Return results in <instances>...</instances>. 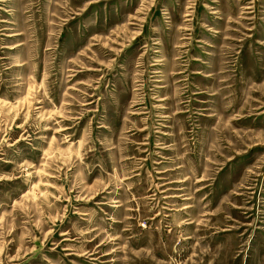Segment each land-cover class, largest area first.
<instances>
[{"label":"rangeland","instance_id":"374dc122","mask_svg":"<svg viewBox=\"0 0 264 264\" xmlns=\"http://www.w3.org/2000/svg\"><path fill=\"white\" fill-rule=\"evenodd\" d=\"M0 264H264V0H0Z\"/></svg>","mask_w":264,"mask_h":264}]
</instances>
